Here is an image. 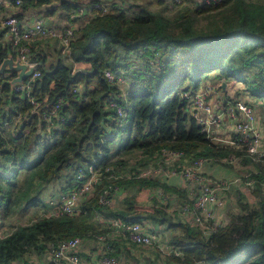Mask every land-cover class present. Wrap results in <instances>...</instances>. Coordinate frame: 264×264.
Returning <instances> with one entry per match:
<instances>
[{
  "label": "trees",
  "instance_id": "16d2710c",
  "mask_svg": "<svg viewBox=\"0 0 264 264\" xmlns=\"http://www.w3.org/2000/svg\"><path fill=\"white\" fill-rule=\"evenodd\" d=\"M60 1L68 15L78 12L79 6ZM21 2L27 8L50 0ZM109 9L75 33L70 54L61 53L48 63L45 53L33 49L41 74L31 83L38 111L20 93H11L7 81L12 75L0 77V111L9 105L6 120H21L10 136L0 130V210L5 217L22 205L46 208L41 195L48 186L57 185L63 195L79 185L80 171L90 167L99 169L104 178L89 199H83L75 216H36L1 238L0 264H32L33 256L40 257L68 239L108 234L109 224L100 223L97 214L165 226L171 232L168 244L178 255L164 256L157 248H147L158 250L165 264H264V154L253 159L235 133L234 145L215 144L190 114L183 96L211 79L220 88L222 82L242 83L247 93L264 103V4L199 2L179 9L174 17L136 0L113 3ZM8 50L13 51L11 43L0 42L2 56ZM106 71L122 77L124 86L129 82L127 94L120 84L107 80ZM59 99L61 107L49 125L47 116ZM163 149L183 151L179 164L186 166L207 159L232 167L231 157L243 165H256L257 172L241 178L253 182L255 202L240 196L237 211L210 233L173 219L157 200L149 210L138 211L143 188H161L176 193L180 204L191 202L188 191L155 178L122 177L128 174L119 167L127 161L117 156H140L134 168L147 167L155 158L158 166ZM22 171L25 184L14 190ZM113 173L120 178L108 179ZM110 186L136 192L121 201L122 208H112L100 203V195ZM4 216L0 214L1 219ZM125 241L134 249L146 248Z\"/></svg>",
  "mask_w": 264,
  "mask_h": 264
},
{
  "label": "built area",
  "instance_id": "2783aa9c",
  "mask_svg": "<svg viewBox=\"0 0 264 264\" xmlns=\"http://www.w3.org/2000/svg\"><path fill=\"white\" fill-rule=\"evenodd\" d=\"M175 5H182L185 0H171ZM222 0H202L201 2L206 5H217ZM5 1L0 0V4ZM10 3V1H9ZM16 5H21V0H15ZM84 7H79L77 13L71 15L73 20L79 13L83 11ZM109 6L107 4L96 3L91 6V11L95 15H105L109 12ZM0 29L2 37L1 43H6V37L10 40L11 47L15 54L20 57V61L29 66H34V74L28 78L23 85H17L15 92L20 93L22 97L27 98L33 105L34 110L38 111L40 105L39 102L31 95V83L34 79L38 78L41 74L38 71L40 65L39 60L32 57L33 43L39 39H57L62 47L63 54H70L71 41L77 32L76 28L72 26H64L62 28H56L47 26L45 24L44 16H37L33 20L32 24L26 28H22L16 16L9 15L7 17H0ZM105 77L109 82L123 85L125 83L122 77L116 76L110 71L105 72ZM212 86L207 85L204 90L193 92H187L183 96L189 102V107L194 110L193 117L203 127V131L208 134V137L213 140L211 135L212 126L216 121H220V117H206L211 115V107L206 102V96L211 93ZM62 101L59 99L54 106L53 110L47 116L49 125L52 124L53 118L57 117L58 110L60 109ZM198 111H204L205 117L199 116ZM232 122L233 133L238 137L236 141L240 144H244L247 147L248 154L257 159L264 154L263 150V137L256 131L255 122L256 116L251 105L245 101H236L227 99L224 106V112ZM214 141V140H213ZM234 141L230 142L234 145ZM161 156L164 158L165 165L158 164L157 167L143 169L140 172L133 173L132 175L122 176L127 179L132 178H156L159 174L167 176H181L187 185L190 187L189 196L190 203H182L180 205V211L184 215L187 222L191 223L195 227L201 229L204 233H210L222 226L220 217L216 215L215 209L222 208L226 201V190L229 185L226 182L215 183L211 178L205 177L200 173V167L206 163V159L197 160L194 165L186 166L179 164V161L184 157L183 151L166 150L163 149ZM235 160L237 158L231 157ZM237 162V161H233ZM108 168L106 171H110ZM1 172V169H0ZM248 174L245 175L248 178ZM119 175L112 174L108 176V179L117 180ZM80 183L77 187L67 191L61 196L59 203L50 210L45 217L50 216H75L80 211V199L82 197L87 198L93 191L95 186L103 180V174L99 169L90 167L88 171H80L79 175ZM241 179V178H240ZM239 177L236 178L240 180ZM213 180V181H212ZM248 186H252V181H247ZM195 188V190H194ZM113 192L117 194L118 188L110 186V189L103 195H100V203L110 204L112 197H109V193ZM109 197V198H107ZM111 224L113 226V234L124 237L130 243L142 246L146 248H157L162 255L177 254L175 250L168 244V241H164L160 233L152 228L149 221L140 220L133 222H124L120 219H112ZM104 237L99 236V239ZM81 237H74L66 241L61 242L54 250L52 260L54 264H120L117 257L102 254L96 262L90 263L82 259L78 253V248L82 243Z\"/></svg>",
  "mask_w": 264,
  "mask_h": 264
},
{
  "label": "crops",
  "instance_id": "0c3cea01",
  "mask_svg": "<svg viewBox=\"0 0 264 264\" xmlns=\"http://www.w3.org/2000/svg\"><path fill=\"white\" fill-rule=\"evenodd\" d=\"M1 1H5V2L0 4V17L3 18L9 15L17 16L19 24L22 28H26L27 26L32 24L35 17L44 16L45 24L47 26L62 28L64 26L73 25L76 28V30L79 31L82 28H84L92 18H94V14L91 11L92 5L96 3H102V4H107L108 6H111L113 3L120 4L121 1L123 0H67L73 6L84 7L83 11L79 13L73 20H71V15L70 14L68 15V13H66V11L63 10L62 5H61L62 1L60 0H50V2L47 4L36 6V7L30 6L27 8H24L21 5L20 6L15 5L13 3L14 0H1ZM159 1L161 0H136L137 3H144L147 5L160 6L161 4H167V1H169V4L167 5H170V3L175 5L171 0H162L164 1V3H159ZM201 1L202 0H185V3L182 4L181 6L186 4V6L191 7V6H195L197 3ZM247 1L251 3L260 4V5L264 4V0H247ZM5 41L6 43L5 44L3 43L4 45L10 42L8 35ZM42 43H45L46 45L44 44L42 48H39V46H41ZM33 46H34L33 48L34 53L35 52L37 54L45 53L47 55L48 63L54 60L55 57H58L61 54L60 52H62L60 42L57 39H47V40L39 39L33 43ZM33 57L34 59H36L35 55H33ZM205 83H208V82H205ZM235 84L237 83L235 82L234 84H230V82H228L226 83V87L224 86L220 88L219 86L220 83L216 82V84H214L216 88L213 89V92H211L207 98L209 100L208 103L209 104L211 103L212 105V113L211 115H208L206 117H209V116L211 117L219 116L220 117V121H216L214 125L212 126L211 135L213 137L215 144L231 145L230 142L233 139L232 122L226 115H223L224 113L223 108L225 106V102L228 99V97L229 96L232 97V95H230L229 93L233 94L232 99H235L236 101H241L242 94H240V91H239V95L237 93L234 95V93L231 92L232 90L231 88ZM238 84L244 86L242 83H238ZM222 85H223V82L221 83V86ZM80 89L81 87L79 88V90ZM236 90H238V88ZM234 96H237V97H234ZM255 102L259 103L260 101H256L255 99ZM9 110H10L9 105L8 106L4 105L1 107L0 130L3 131V133L5 130H9L10 132H12V134H14V132L17 131L18 125L19 123H21V120L19 117H14V119L11 121L6 120V115H4V112L7 113ZM189 112L192 116L194 115V110L192 107H189ZM197 113L199 116L205 117L204 111H198ZM10 128H14V131H12ZM255 129L264 138V129L260 125L259 120L258 122L257 120L255 122ZM232 161H237L239 165L236 162H234V164L231 165L232 167H226L218 163H215L212 160H207V162L202 164L200 167V173L203 174L204 176L205 175L210 176V178H212L217 183L221 181V182H226L229 185L228 189L226 190L227 201L222 208L215 209L216 214H218V211H223V210L227 211L232 201H234L235 199L238 200L239 197L242 196L243 194L247 195V192H248L247 196L249 197V200H248L249 202H251L250 196L253 197L252 192L249 189L248 183H246L243 179H240V178H243L245 175L249 173L257 172V168H256L257 166L254 164L243 165L242 163H239L240 161L239 159H235ZM237 177H239L240 180L236 181ZM155 179H157L160 183L167 184L170 187H174L180 190H185V191H188V193L190 191V188L187 187L183 178L179 175L167 176V175L161 174V176L156 177ZM130 190L134 191L133 189H130ZM144 191L149 192L150 195L153 197V195L155 194L157 195L158 193L164 190L161 188H158V189L156 188L155 190H150L149 188H143L141 192H144ZM128 192H130L129 189H124V188L120 189L119 187V190L116 196L113 197L110 203V206H112V208H122L123 205H122L121 200L125 198L126 196L133 195L136 191H134V193H128ZM165 193H169V195L165 196L169 202L165 203L164 200H162V198H160L161 200H159V198L154 197L157 200V203L160 205H166L167 213L173 219H176V218L182 219L183 217V220L187 221L185 219H188V218L182 215L180 211L181 200H179V197L177 196V194L174 192H168V191ZM83 199L84 197L80 199V204L81 202L83 203L84 201ZM87 199H89V197H87ZM254 202H255V199L253 197L252 203ZM235 203L236 201H234V204ZM154 206L155 205L153 204V206L151 207H154ZM151 207H147V206L139 207L138 206V209L139 211H142V210L147 211ZM50 209L52 210V208ZM49 211H50L49 209H46L40 215H46V213H48ZM174 211H179V214H177V216L173 215ZM40 215H37V216L39 217ZM96 219L102 224H105V223L109 224L108 226L109 233L106 235L105 234L99 235L101 237H104L103 239H99V236H96V237L87 236V238H84L78 248V253L80 257L90 263H93V262H96L102 254L107 253V254H110L111 256L117 257L120 261V264H122V261L124 259L129 261L131 258L129 257L131 256V253L128 248L129 243L125 241L126 239L124 237L113 234V226L111 224V220L116 219V218H109L107 217V215L97 214ZM145 221H148V220H145ZM150 226L154 228L155 230L159 231L164 241H168L171 232L166 230L165 226L155 227L154 224L153 225L151 224ZM165 231H167L169 234ZM8 234H10V232L5 233V229H4V226L2 225V220L0 218V239ZM117 244H119L118 245L119 250L116 255L115 246H117ZM111 253H114V255ZM52 256H53V250H50V251L47 250V252L44 255L40 257L33 256L30 259V261L32 262V264H54L52 260ZM131 260L139 261L137 257H134ZM63 264H68V263H63Z\"/></svg>",
  "mask_w": 264,
  "mask_h": 264
},
{
  "label": "rangeland",
  "instance_id": "374dc122",
  "mask_svg": "<svg viewBox=\"0 0 264 264\" xmlns=\"http://www.w3.org/2000/svg\"><path fill=\"white\" fill-rule=\"evenodd\" d=\"M167 4H169V1H167ZM167 4H161L160 6H158L156 4L158 7L155 6V5H148V6L151 9H153V10L163 12L168 17H174L178 13V10L179 9H182V8L187 7V6L173 5L171 3H170V5H167ZM44 44L45 43H42L41 46H39V48H42V46ZM60 53H62V52H60ZM57 58L58 57H55L54 58V61ZM134 68H137V65H135ZM205 82H208V83H204L202 85V87H200V89L198 91L204 90V88L208 84L211 85L213 89L216 88V86L214 85V84H216V82L211 81V79H208ZM121 83L123 84V85H121V87H122L123 93L125 95V94H127L128 90H129V87H128L129 86V84H128L129 82H127V85H125V86H124V83L123 82H121ZM234 83L235 82H230V84H234ZM225 87H226V84H225ZM235 88L236 89L238 88V90H236ZM213 89H212L211 92H213ZM231 89H232L231 92H233L234 95L236 93L239 95V91H240V94H242L241 101H245L246 103H248V104L251 105L252 109L254 110V113H255L257 122L259 120L260 121V125L264 129V103H262V102H259V103L255 102V99H253V97L249 93H247L245 91V87L242 86V85H240V84H238V83L235 84ZM229 94L232 95V97H233V94H231V93H229ZM209 95L210 94H208L206 96V102L211 107V111H212V105H211V103L210 104L208 103L209 100L207 99ZM232 97L229 96L228 99L235 100V99H232ZM234 97H237V96H234ZM223 115H226L227 116L226 111L223 113ZM10 129L12 131H14V128H10ZM4 133H6L5 135H9V136L12 135V132H10L9 130H5ZM263 150H264V138H263ZM121 157H123L122 159L124 161H127V164L125 166L119 167L120 170L123 169L125 171L124 172L125 173L124 175H126V174L132 175V172L133 173H136V172L142 171L143 169L157 167V163H158V161H157L156 158L154 160L150 159V162L151 163L147 167L136 166L134 168L135 163L140 160V156H137V155H125V156L119 155L116 158L119 159ZM160 158L162 160H164V158L161 155H160ZM162 160H160L159 162L161 163V165H165V162L162 161ZM24 176H25V173L22 171L19 174L18 183H17V186L14 188V190H17L18 188H20L21 186H23L25 184V182L23 181ZM159 176H161V174H159L156 177H159ZM205 177L210 178V176H207V175H205ZM213 182H216V181H213ZM249 187H250V191H251L252 187L251 186H249ZM194 190H195V188H194ZM129 191L130 192H128V193H134V191H132V190H129ZM163 192L164 191H161L157 195L156 194L153 195V197L147 191L141 192L140 195H139V197L137 198V203L139 204V207L140 206H147V207L153 206L154 202L156 201V199L154 197L159 198V200H161L160 198H162V200H164L165 203H168L169 201L166 199L165 196L166 195H169V193H165V192L163 193ZM247 195H248V192H247ZM247 195H245V194L242 195L243 197H245L244 198L245 200L246 199L249 200V197ZM41 197L43 199V202L47 204L46 208L43 207V206H41L39 204L37 207H30V208L27 209L26 208V205H22L20 207L15 208L14 211L9 216H7V217H5L3 215V210H0V214H2V216H4L3 219H1V220H2V225L4 226V229H5V233L12 232L13 230H15V228H17L20 225H25V224L30 223L33 220V218H35L37 215H40L46 209L51 210L50 208H54L55 205L57 203H59L60 200H61L59 198L61 196H60V193L58 191L57 185L56 186H52V185L51 186H48L47 189H45L44 192L42 193ZM123 199L121 201H123ZM250 199H251V203H252L253 197L250 196ZM234 201H236L235 204H234ZM234 201H232V203L230 204V206H229V208H228L227 211H225V210L218 211V214H216L217 216L220 217V220H221L222 223H225L227 221L228 215H229L230 212H236L237 211V201L238 200L235 199ZM119 204H120V202H119ZM137 210L139 211V209H137ZM177 214H179V211H174L173 212V215H176L177 216ZM182 219H183V217H182ZM165 232H167V231H165ZM169 238H170V236H169ZM128 248H129V251L131 253V256H129V257H131V258H130L129 261H127V260L124 259L122 261V264H165L164 261H163V259H161V257L158 255V253H157L158 250L156 251L154 249H147V248H141V249L135 248L134 249L129 244H128ZM134 257H138L140 259V261L131 260Z\"/></svg>",
  "mask_w": 264,
  "mask_h": 264
},
{
  "label": "water",
  "instance_id": "95a60500",
  "mask_svg": "<svg viewBox=\"0 0 264 264\" xmlns=\"http://www.w3.org/2000/svg\"><path fill=\"white\" fill-rule=\"evenodd\" d=\"M35 72L34 66H29L20 61V57L12 50H8L5 56L0 52V77L12 75L8 80L11 93L14 92L17 85H23L24 82L30 78ZM226 83H223L222 87Z\"/></svg>",
  "mask_w": 264,
  "mask_h": 264
},
{
  "label": "bare ground",
  "instance_id": "6f19581e",
  "mask_svg": "<svg viewBox=\"0 0 264 264\" xmlns=\"http://www.w3.org/2000/svg\"><path fill=\"white\" fill-rule=\"evenodd\" d=\"M47 40V39H46ZM235 135V134H234ZM235 137V136H234ZM231 163V162H230ZM61 196V195H60ZM60 198V197H59ZM61 199V198H60Z\"/></svg>",
  "mask_w": 264,
  "mask_h": 264
}]
</instances>
